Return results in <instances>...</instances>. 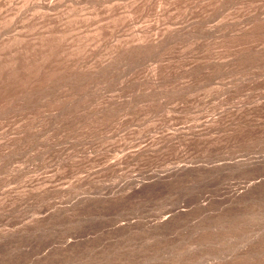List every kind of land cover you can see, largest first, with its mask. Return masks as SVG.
<instances>
[{"label": "rangeland", "instance_id": "1", "mask_svg": "<svg viewBox=\"0 0 264 264\" xmlns=\"http://www.w3.org/2000/svg\"><path fill=\"white\" fill-rule=\"evenodd\" d=\"M0 264H264V0H0Z\"/></svg>", "mask_w": 264, "mask_h": 264}, {"label": "bare ground", "instance_id": "2", "mask_svg": "<svg viewBox=\"0 0 264 264\" xmlns=\"http://www.w3.org/2000/svg\"><path fill=\"white\" fill-rule=\"evenodd\" d=\"M188 168V167H187Z\"/></svg>", "mask_w": 264, "mask_h": 264}]
</instances>
